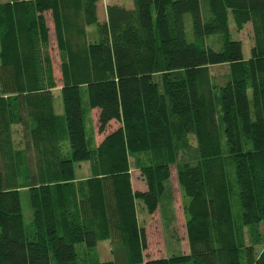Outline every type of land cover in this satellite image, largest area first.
Instances as JSON below:
<instances>
[{
    "label": "trees",
    "instance_id": "1",
    "mask_svg": "<svg viewBox=\"0 0 264 264\" xmlns=\"http://www.w3.org/2000/svg\"><path fill=\"white\" fill-rule=\"evenodd\" d=\"M102 1L0 2V264H264V0H108L105 18ZM229 14L251 24L248 58ZM172 166L188 249L145 257L136 204L160 209Z\"/></svg>",
    "mask_w": 264,
    "mask_h": 264
},
{
    "label": "rangeland",
    "instance_id": "2",
    "mask_svg": "<svg viewBox=\"0 0 264 264\" xmlns=\"http://www.w3.org/2000/svg\"><path fill=\"white\" fill-rule=\"evenodd\" d=\"M8 0H0L5 2ZM101 16V15H100ZM229 29L231 37L236 40H240L242 44V52L245 58L250 56L252 46V32L251 24H245L242 30H236L234 21L229 14ZM51 54L54 62V73L55 78L58 82V86L53 90V102L56 113H63V103L60 96L59 88L61 86V73H60V62L56 44L53 42ZM227 69V65L211 67V72L214 74H220ZM155 80L160 82V78L155 76ZM91 114V126L94 129L96 140H100L102 135L97 133L96 128V113L95 110L90 111ZM109 129H114L117 123H110ZM12 136L14 145L18 148L23 147L24 132L21 125H13ZM195 140L191 137L190 146L186 150L188 160L194 161L195 156ZM132 160V159H131ZM133 163V162H132ZM77 178H85L90 174L89 162L82 161L77 165L76 169ZM176 167L172 166V176L167 181V190L162 202L160 209L154 213L149 214L141 201H137V216L140 225L144 226L146 232L147 249L144 251L145 257H161L164 255L179 254L181 252H187L188 245L186 239V232L184 226V217L182 213L181 205V194L176 181ZM131 181L134 189H144L146 185L140 175V171L133 164L130 169ZM20 202L23 211V218L26 224L31 220V208L28 200V192L25 189L20 191ZM255 232L260 233L264 236V223L260 224ZM252 234V233H251ZM250 238V230L248 231L247 240ZM107 246H109L108 240L99 242V249L101 252L102 259H105L104 254L107 252ZM260 243L256 245V249H260Z\"/></svg>",
    "mask_w": 264,
    "mask_h": 264
},
{
    "label": "crops",
    "instance_id": "3",
    "mask_svg": "<svg viewBox=\"0 0 264 264\" xmlns=\"http://www.w3.org/2000/svg\"><path fill=\"white\" fill-rule=\"evenodd\" d=\"M108 3V0H103L102 1V3L100 4V7H99V14L103 17V18H105V6H106V4ZM47 23H48V26H49V28H50V31H51V37H52V40L54 39V34H53V32H52V30H53V21H52V19H51V17H50V12H47ZM87 31H88V33H91V31H92V28L91 27H87ZM54 42V41H53ZM52 42V43H53ZM52 47H54L53 45H52ZM95 110V113H96V109H94ZM57 114H59V113H57ZM62 114V113H61ZM111 123H113V122H111ZM99 135H102V134H99ZM102 137H103V135H102ZM102 139V138H101ZM101 139L100 140H96V142L98 143L99 141H101ZM103 241V240H102ZM99 242H101V241H99ZM99 242H98V251H99V254H100V256H102L101 255V252H100V249H99ZM108 242H109V240H108ZM108 248H107V252H106V254H104V257H105V259H102V257H101V259L102 260H106V259H109V258H111V252H110V242H109V246H107Z\"/></svg>",
    "mask_w": 264,
    "mask_h": 264
}]
</instances>
